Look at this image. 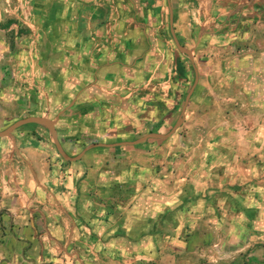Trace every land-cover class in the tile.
Returning <instances> with one entry per match:
<instances>
[{
	"label": "rangeland",
	"instance_id": "1",
	"mask_svg": "<svg viewBox=\"0 0 264 264\" xmlns=\"http://www.w3.org/2000/svg\"><path fill=\"white\" fill-rule=\"evenodd\" d=\"M134 8L132 0H0V132L51 120L73 158L92 144L169 134L194 71L171 122L147 111L162 98L105 93L116 50L133 56L110 26L121 10L130 23ZM238 56L243 64L216 73L221 80L194 97L172 137L78 161L74 211L105 252L92 264H264L263 40Z\"/></svg>",
	"mask_w": 264,
	"mask_h": 264
},
{
	"label": "crops",
	"instance_id": "2",
	"mask_svg": "<svg viewBox=\"0 0 264 264\" xmlns=\"http://www.w3.org/2000/svg\"><path fill=\"white\" fill-rule=\"evenodd\" d=\"M132 3V21L124 23L126 11L121 10L120 20L110 27L123 37L119 49L127 45L126 52L133 56L116 50L114 63L104 71L105 93L162 98L161 104L147 111L154 119L166 116L171 122L192 71L195 73L194 66L186 54L174 48L168 0ZM171 5L176 35L192 52L198 69L199 83L188 110L210 81L221 80L217 72L243 64L236 57L240 51L264 43V0H171ZM150 74L154 75L148 80ZM223 77L230 78L228 73ZM135 80L139 85L132 89ZM122 84H129L128 92ZM7 139H0V264H92L94 257L105 252L102 238H91L74 211L82 162L60 158L49 130L15 133Z\"/></svg>",
	"mask_w": 264,
	"mask_h": 264
},
{
	"label": "water",
	"instance_id": "3",
	"mask_svg": "<svg viewBox=\"0 0 264 264\" xmlns=\"http://www.w3.org/2000/svg\"><path fill=\"white\" fill-rule=\"evenodd\" d=\"M168 2H169V11H170V28H171V34H172L173 40H174L175 45L178 48V50L180 52L186 54L190 58L193 66H194V70H195V74H196L194 84H193L192 88L190 89V91L186 97L181 117L179 118L178 122L176 123V125L174 126V128L172 129V131L169 134L152 133V134L146 135V136H144V137H142L136 141H132V142H122V143H116V144H92V145L88 146L80 156H77L74 158L70 157L66 153L64 147L62 146L55 123L53 121L45 119V118L30 117V118L20 120V121L16 122L15 124H13L7 130L0 132V139L1 138H7V137H13V134L15 133V131H17L18 129L25 127L27 125L34 124V123L40 124V125H43L44 127H46L50 131V133L52 134L54 145H55L58 153L60 154V156L66 162H78V161L82 160L83 156L87 152L94 150V149H98V148L113 149V148H118V147L139 146V145H142L143 143L147 142L148 140H152V139L165 140V139L172 137L178 131V129L181 126L183 117L186 114L187 107H188V105L192 99V96H193V94H194V92L198 86L199 76H198V69L194 63V56H193L192 52L181 45V43H180V41L176 35V31L174 28V10H173L172 5H171V0H168Z\"/></svg>",
	"mask_w": 264,
	"mask_h": 264
}]
</instances>
